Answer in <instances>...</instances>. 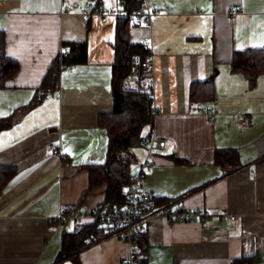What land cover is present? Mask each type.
<instances>
[{"label":"crops","instance_id":"crops-1","mask_svg":"<svg viewBox=\"0 0 264 264\" xmlns=\"http://www.w3.org/2000/svg\"><path fill=\"white\" fill-rule=\"evenodd\" d=\"M96 0H0L6 53L19 62L0 88V117L35 96L65 43H86L85 63L60 72V88L0 133V164L17 173L0 195V264H57L65 232L96 221L107 184L90 191L88 166L102 164L109 136L99 116L113 110L112 64L118 16L85 14ZM100 5L117 8L115 0ZM152 12L130 28L150 43L156 108L155 151L146 188L155 205L211 216L170 221L153 215L141 264H264V74L254 84L234 72L235 51L264 47V0H144ZM241 8L232 17L228 8ZM214 82V97L192 100L194 83ZM214 108L210 117L202 107ZM232 148L228 171L216 150ZM132 174L145 157L139 149ZM131 174V175H132ZM71 217L58 221L62 205ZM219 213L236 215L232 221ZM108 234L79 252L81 264H123L129 246ZM64 264H73L65 261Z\"/></svg>","mask_w":264,"mask_h":264},{"label":"trees","instance_id":"trees-1","mask_svg":"<svg viewBox=\"0 0 264 264\" xmlns=\"http://www.w3.org/2000/svg\"><path fill=\"white\" fill-rule=\"evenodd\" d=\"M117 8L124 12L118 16L117 34L114 43V61L112 64V94L113 110L99 116V124L106 128L109 136L108 155L102 164L88 166L89 188L107 184L106 199L102 204L107 210L120 208L124 201V192L130 182L132 167L136 162L135 152L147 147L145 140L153 134L156 108L152 89L151 73L143 72L144 61L151 56V49L144 43H134L130 39L132 25L143 21L142 13L147 10L144 0H115ZM102 0L93 2L101 6ZM69 49L67 55L58 57L53 62L35 96L25 105H21L13 114L0 117V133L12 127L21 115L41 104L56 89L60 72L69 66L85 63L88 57L86 43H65ZM234 72L244 73L252 84L261 74H264V47L237 50L231 61ZM20 68L17 60L6 53V36L0 30V88L6 86ZM214 97V82L194 83L191 88L192 100H208ZM237 152L232 149H217L216 162L228 165V171L237 168ZM17 168L11 164H0V195L7 184L16 175ZM155 200V199H153ZM166 202L167 199L155 200ZM108 234L105 226L99 220L85 224L65 232L62 249L57 264L70 261L81 264L79 252L96 239ZM139 253H145L147 237L145 232L138 231ZM242 259L232 261V264H244Z\"/></svg>","mask_w":264,"mask_h":264},{"label":"built area","instance_id":"built-area-1","mask_svg":"<svg viewBox=\"0 0 264 264\" xmlns=\"http://www.w3.org/2000/svg\"><path fill=\"white\" fill-rule=\"evenodd\" d=\"M90 10L85 14L86 19H90L93 15L108 16L116 15L122 16L124 14L121 8H114L111 6H95L93 2L89 4ZM241 8L235 5H231L228 8V14L232 17L234 14L239 13ZM152 12L147 9L142 13L144 20H150ZM146 48L151 49L150 43L144 42ZM69 49L63 48L60 51L59 56L67 55ZM152 54L143 63V72L151 73L152 70ZM71 67V66H69ZM63 70V69H62ZM61 70V71H62ZM56 89L52 91L54 93L60 88V82L55 86ZM202 112L212 117L216 110L207 106L202 107ZM145 143L146 154L145 157L138 163L137 170L131 175L128 187L124 192L123 205L120 208L114 210H107L105 207H98L93 216L96 220H99L102 225L107 229L120 235V237L127 242L129 250L127 255L123 259V264H141L142 257L138 248V231L142 229L148 220L153 215H162L170 221L179 220H192L198 219L203 221L211 216L209 211L200 209H175L172 210L165 205H155L153 196L146 188V175L154 169V155L158 149H163L166 146V141L157 138L152 134L149 138H146ZM222 220L232 221L236 218V215L230 213H219ZM71 217V207L69 204L62 205L58 221L61 224H65ZM78 229V227H77Z\"/></svg>","mask_w":264,"mask_h":264},{"label":"rangeland","instance_id":"rangeland-1","mask_svg":"<svg viewBox=\"0 0 264 264\" xmlns=\"http://www.w3.org/2000/svg\"><path fill=\"white\" fill-rule=\"evenodd\" d=\"M106 2H107V3H110V2H108V0H106ZM106 2H105V4H106ZM108 6H111V5H108Z\"/></svg>","mask_w":264,"mask_h":264}]
</instances>
